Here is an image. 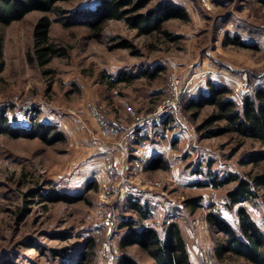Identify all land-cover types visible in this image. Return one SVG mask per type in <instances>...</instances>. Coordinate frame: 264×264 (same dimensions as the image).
Listing matches in <instances>:
<instances>
[{
	"label": "rangeland",
	"instance_id": "rangeland-1",
	"mask_svg": "<svg viewBox=\"0 0 264 264\" xmlns=\"http://www.w3.org/2000/svg\"><path fill=\"white\" fill-rule=\"evenodd\" d=\"M158 1L152 0L148 8ZM171 1L189 15L188 21L170 19L163 24L172 38L177 37L174 40L161 33L138 36L116 20H108L95 37L88 26L72 22L73 12L93 8L99 0L60 1L59 15L31 11L0 26L5 61L0 112L16 126H27L35 115L64 135L50 144L37 137L0 135V264H116L119 237L125 231L119 225L132 215L127 208L130 197L147 205L145 225L162 232L165 222L179 223L192 264H244L216 258L214 246L222 234L210 229L206 215L214 212L235 227L237 210L244 207L264 232V198L229 208L225 195L236 181L219 187L209 183L213 175L223 179L233 173L251 179L263 173L264 161L240 162L260 144L232 133L205 137L197 126L213 107L205 106L193 118V110L184 105L210 79L228 84L237 101V81L245 88L264 86V0ZM43 15L59 19L52 22L49 36L61 52L40 68L30 63L28 54L33 52L34 25ZM226 33L245 46H224ZM122 40L130 47L113 48ZM148 69L160 71L150 78L142 74ZM122 73L133 77L121 79ZM172 75L179 76L185 88L181 111L186 127L176 131L175 124L164 125L163 118L141 124L133 137L136 120L169 97ZM89 104L116 123L123 135L129 132L125 141L132 153L122 175L114 168L122 165L121 155L113 139L98 134ZM134 145L146 150L137 154ZM153 145L160 148L153 155H162L168 163L145 170ZM110 146L118 153L114 164ZM145 156L147 162L141 164ZM52 189L79 197L51 201ZM192 197H199L197 206L186 204ZM88 238L93 239L92 249ZM127 252L142 264L150 263L137 246Z\"/></svg>",
	"mask_w": 264,
	"mask_h": 264
},
{
	"label": "trees",
	"instance_id": "trees-1",
	"mask_svg": "<svg viewBox=\"0 0 264 264\" xmlns=\"http://www.w3.org/2000/svg\"><path fill=\"white\" fill-rule=\"evenodd\" d=\"M67 0H0V26H7L14 21L21 20L31 11L62 13L57 5ZM152 0H99L93 8H84L71 14L73 23L88 26L95 37L102 31L108 20L122 21L128 28L135 30L136 35L145 36L161 33L172 40V34L163 28V24L170 19L188 21L189 15L185 9L171 0H159L154 6L148 5ZM146 8V9H145ZM145 9L144 11H142ZM59 20L43 15L37 19L33 28V52L28 54V60L36 62L43 68L52 58L59 54L58 48L49 36L52 22ZM235 44L245 46L237 37H229L226 33L223 45ZM128 48L126 40L114 45L113 48ZM5 61L0 39V74L4 69ZM160 70H145L146 77L153 78ZM125 75V76H124ZM133 76L122 73L121 79L131 80ZM232 88L228 84H221L210 79L206 88L190 96L184 109L193 110L191 117L197 118L201 109L212 106L213 110L197 126V130L205 131V137H215L232 133L240 138H249L257 141L260 147L253 149L240 159L241 164H258L264 161V86L256 87L252 95H241L237 101L231 96ZM186 94V93H185ZM184 101V100H183ZM172 122V118L164 119V125ZM217 124V125H215ZM0 135L12 138H39L45 143H54L63 140V133L55 125L45 124L31 116L27 126L11 124L5 112H0ZM167 159L162 155L152 157L145 165L146 170H155L167 166ZM236 181L233 188L226 192V206L229 208L237 204L254 200L260 196L264 198V172L258 173L251 179L240 178L236 174H229L223 179L214 175L209 184L219 187ZM51 201H72L79 196L70 195L56 189L50 191ZM36 196L35 191H31ZM186 204L197 206L199 197L188 198ZM127 208L132 213L121 221L119 228L125 229L119 237L118 246L121 251L116 264H142L127 248L137 245L150 260L149 264H192L185 238L177 221H168L163 224L162 232L155 226L145 225L143 221L149 217V209L137 197H130ZM134 214V216H133ZM237 224L232 226L227 220L214 212L206 215L210 229L220 233L221 238L216 240L214 254L222 260L231 258L243 261L244 264H264V232L244 207L237 210ZM91 249L94 247L92 238H88ZM84 264V262H82Z\"/></svg>",
	"mask_w": 264,
	"mask_h": 264
},
{
	"label": "built area",
	"instance_id": "built-area-1",
	"mask_svg": "<svg viewBox=\"0 0 264 264\" xmlns=\"http://www.w3.org/2000/svg\"><path fill=\"white\" fill-rule=\"evenodd\" d=\"M202 2H206V0H201ZM239 82L238 88L241 95H252L254 92V88L258 85H253L252 88H245L244 83L242 81ZM261 84V83H259ZM170 90L171 93L169 97L163 101L159 107L154 110L153 112L149 113L143 118H139L136 120V122L133 125L132 132L133 137L135 135L136 128H139L141 124L145 123H159L162 121V119H168L169 117L172 118V122L175 124L173 126L174 130L176 131H183L181 129L186 127V122L188 120L184 116V114L181 111V100L182 95L185 93V88L183 86L182 79L179 78L177 75H172L171 82H170ZM87 111L91 118L94 119L96 126H97V132L98 134L104 138V139H113V145L115 150L121 155L122 165L119 167H114L118 172L122 175L125 169L124 164L128 161L129 156L131 155V150L129 149V145L125 141L127 136L129 135V132H126L125 135H123L119 127L116 123L110 122L104 115L100 112L98 107H96L94 104H89L87 107ZM163 119V120H164ZM180 125V126H179ZM132 137V138H133ZM146 157V156H145ZM142 158V157H141ZM147 157L140 159L141 164H145L147 162ZM112 167V166H111ZM110 168V165L107 166V169Z\"/></svg>",
	"mask_w": 264,
	"mask_h": 264
},
{
	"label": "crops",
	"instance_id": "crops-1",
	"mask_svg": "<svg viewBox=\"0 0 264 264\" xmlns=\"http://www.w3.org/2000/svg\"><path fill=\"white\" fill-rule=\"evenodd\" d=\"M137 133V132H136ZM135 133V134H136ZM140 134V133H139ZM138 145H134V147H135V149H133V151L134 152H136L137 154L139 153V152H143V150H146L145 148H143V149H141V148H138L137 147ZM110 151H111V154L113 153V160H112V162H113V164L115 163V161H117V156H118V153H116L115 152V150L113 149V146H110L109 148H108ZM149 150H150V155H149V160L151 159V157L150 156H155V155H153L155 152H159L160 151V148L156 145H153V146H150L149 147ZM155 154H157V153H155ZM146 156H148V154H146ZM146 170V169H145ZM187 245V244H186ZM134 246H137V245H133V246H131V247H134ZM138 247V246H137ZM139 248V247H138ZM187 249H188V247H187ZM188 251H189V249H188ZM190 252V251H189ZM149 260V259H148ZM150 262V261H149Z\"/></svg>",
	"mask_w": 264,
	"mask_h": 264
}]
</instances>
